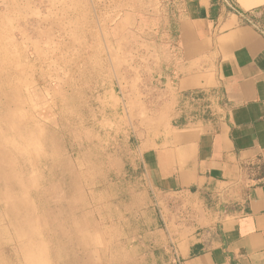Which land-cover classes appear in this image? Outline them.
I'll return each instance as SVG.
<instances>
[{
    "label": "rangeland",
    "instance_id": "rangeland-1",
    "mask_svg": "<svg viewBox=\"0 0 264 264\" xmlns=\"http://www.w3.org/2000/svg\"><path fill=\"white\" fill-rule=\"evenodd\" d=\"M114 2L0 0V264H173L131 159L151 76Z\"/></svg>",
    "mask_w": 264,
    "mask_h": 264
},
{
    "label": "crops",
    "instance_id": "crops-1",
    "mask_svg": "<svg viewBox=\"0 0 264 264\" xmlns=\"http://www.w3.org/2000/svg\"><path fill=\"white\" fill-rule=\"evenodd\" d=\"M112 6L151 76L128 129L155 235L173 264H264V0Z\"/></svg>",
    "mask_w": 264,
    "mask_h": 264
},
{
    "label": "trees",
    "instance_id": "trees-1",
    "mask_svg": "<svg viewBox=\"0 0 264 264\" xmlns=\"http://www.w3.org/2000/svg\"><path fill=\"white\" fill-rule=\"evenodd\" d=\"M138 172V171H137ZM134 173V172H133Z\"/></svg>",
    "mask_w": 264,
    "mask_h": 264
}]
</instances>
